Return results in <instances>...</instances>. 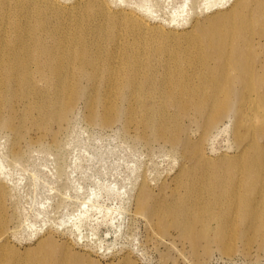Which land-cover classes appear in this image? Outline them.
Segmentation results:
<instances>
[{"label":"rangeland","instance_id":"rangeland-1","mask_svg":"<svg viewBox=\"0 0 264 264\" xmlns=\"http://www.w3.org/2000/svg\"><path fill=\"white\" fill-rule=\"evenodd\" d=\"M60 1L70 5L79 0ZM104 1L111 11H131L152 27L181 35L191 30L195 21L228 9L235 0ZM3 10L0 3V16ZM9 19L4 20L5 25L0 21V36L5 35L9 45L17 44L18 30L11 24L16 16ZM18 20L12 23L19 28L36 26V34L57 55H64L61 43L74 40L77 33L83 34L78 41L83 38L92 57L99 46L105 60L111 59V53H123L126 43L144 44L153 36L140 39L134 35L133 40L132 32L124 26L114 32L106 23L98 26L86 20L65 24L33 12L18 16ZM32 37L24 39L31 46ZM181 38L171 43L172 49H178ZM252 40L255 61L264 65V32ZM111 41L114 45L109 48ZM146 53L150 52H145L143 60ZM151 54L157 65L161 56ZM69 59V55L63 58ZM110 64L115 72L113 86L120 68L114 60ZM44 83L34 87L43 90ZM83 85L87 86L84 80L82 95L65 119L50 118L42 111V94L29 101L15 99V90L2 87L6 104L0 114V217L6 219L2 228L7 233L0 241V264H264V228L255 230L242 211L226 214V223H222L217 211L215 217L206 218L209 231L202 235L199 214L193 211L201 216L207 213L194 206L192 197L177 184V177L195 179L190 186L201 191L203 184L197 176L202 162L236 152L238 117L233 107L211 127L191 111L179 114L177 121L172 120L163 130L158 117L161 103L146 110L124 103L100 82L97 92H89L90 106ZM100 99L105 104L116 103L115 108L106 110L97 103ZM91 108L96 113L94 120L89 118ZM176 111L170 109L166 115ZM148 114L154 118V126H145ZM255 184V180H246L242 191L257 194V189H252ZM142 186L149 194L146 209L155 214L140 208ZM208 188L217 190L209 183ZM180 204L190 214L180 213L176 209Z\"/></svg>","mask_w":264,"mask_h":264},{"label":"bare ground","instance_id":"bare-ground-1","mask_svg":"<svg viewBox=\"0 0 264 264\" xmlns=\"http://www.w3.org/2000/svg\"><path fill=\"white\" fill-rule=\"evenodd\" d=\"M105 2L79 0L68 5L60 0H0L4 4L3 15L0 16L3 25L4 20L11 16H16V21L13 19L12 22L19 23L18 16L33 12L42 16L49 15L65 24H79L86 20H91L98 26L106 23V28H111L114 32L124 26L140 39L153 35L152 40L144 44L135 43L136 41L126 43L123 53H111V59L105 60L99 46L96 56L89 54V45L82 41L83 38L78 41L83 37L82 33H77L75 37L73 33L71 36L74 40L62 42L64 55H57L36 34V26L19 28L11 22L12 27L18 30L17 44L9 45L11 41H7L5 35L0 36V114L6 104L2 97V87L5 86L10 92L15 90V93H11L13 97L16 96L15 99L22 97L29 101L42 94V111L50 118L58 116L65 119L82 95L83 80L87 84L83 85L87 87L83 94L90 106L93 102L90 101L89 92H97L100 82L106 83L109 94L124 103L138 104L145 110L149 106L154 109L156 103H161L158 111L160 115H156L160 117L159 124L163 130L170 127V122L178 119L179 114L191 111L197 119H205L207 127H211L234 108L238 117L235 126L238 140L236 152L231 155L223 154L217 160L205 157L197 176V181L203 184L205 190L202 188L201 191H193L190 185L195 183V179L190 181L177 177V184L183 186L187 195L192 197L194 206L207 213V216H201V212L193 211L194 214H199L202 235L209 231L206 218L215 217L217 211L222 223H226V214L242 211V216L253 221L255 230L263 229L264 65L263 62L256 63L251 47L252 39L264 32V0H235L228 9L207 16L205 21L196 19L191 30L181 35L171 30L166 31L164 27H152L131 11H111ZM27 35H33V46L28 40H24ZM180 36L182 42L178 49H172L171 43ZM135 39L134 36L133 40ZM116 41L119 39L116 38ZM81 43L84 44L81 46ZM113 45L111 41L109 48ZM144 51L150 52L146 53L145 60L142 59ZM151 52L161 56L157 65L152 62ZM65 55H69L71 59L64 61ZM113 60L120 70L115 74L116 82L111 86L115 73L110 64ZM256 60L260 59L257 57ZM102 73L105 74L104 77L101 76ZM35 74L38 80L35 79ZM42 81L47 84L46 87L44 85L42 90L40 85L41 88L36 89L34 86ZM97 103L105 105L106 110L114 109L116 104H105L101 99ZM28 105L30 108L33 106L31 102ZM93 109L89 113L91 120H94L96 114ZM170 109H176L177 113L168 117L166 114ZM153 119L149 114L145 116V126H154ZM246 180L256 181L257 184L252 189H257V194L242 191ZM261 180L263 183L259 184ZM208 183L210 187L216 185L217 190L210 191ZM148 195L147 189L142 186L140 208L155 214L153 210L146 209ZM176 209L180 213L190 214L182 210L181 204ZM5 220L0 217V241L5 237L6 231L2 228ZM190 229L188 225L187 231L190 232ZM124 262L132 264L131 261Z\"/></svg>","mask_w":264,"mask_h":264}]
</instances>
